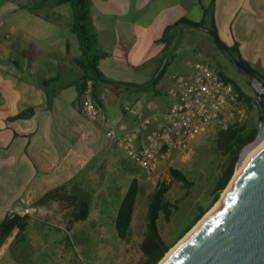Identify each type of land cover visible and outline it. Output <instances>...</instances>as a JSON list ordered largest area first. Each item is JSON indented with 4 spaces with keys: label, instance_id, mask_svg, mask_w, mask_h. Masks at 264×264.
Wrapping results in <instances>:
<instances>
[{
    "label": "crops",
    "instance_id": "0c3cea01",
    "mask_svg": "<svg viewBox=\"0 0 264 264\" xmlns=\"http://www.w3.org/2000/svg\"><path fill=\"white\" fill-rule=\"evenodd\" d=\"M88 11L98 48L106 54L98 67L108 80L153 81L165 53L163 33L182 19L213 25L228 46L239 43L248 63L258 58L264 72V0H88ZM74 25L68 3L0 0V222L14 210L43 209L35 206L38 200L55 188L83 183L87 169L117 162L135 166L76 108L83 55ZM188 29L182 38L196 37ZM167 55L165 73L154 87L133 92L118 85L95 88L94 102L114 131L135 126L134 111L122 110L134 101L141 102L151 129L157 128L172 102V78L187 76L194 62L206 61L196 47ZM162 95L167 98L159 100ZM142 140L140 135L136 147Z\"/></svg>",
    "mask_w": 264,
    "mask_h": 264
},
{
    "label": "rangeland",
    "instance_id": "374dc122",
    "mask_svg": "<svg viewBox=\"0 0 264 264\" xmlns=\"http://www.w3.org/2000/svg\"><path fill=\"white\" fill-rule=\"evenodd\" d=\"M188 31L196 37H183L180 47H196L203 60L225 73L250 94L245 76L220 55L212 38L195 28ZM249 63L264 76V72L258 69V58H250ZM158 98L164 100L167 96ZM243 110L241 121L245 120L249 127H257L260 111L255 109L246 114ZM215 132V127L210 128L193 141L191 157L185 163L177 159L159 165L158 169L150 173L136 165H121L120 162L114 163L113 167L87 169L84 172L87 179L83 177L81 187L87 194V219L74 224L68 231L64 224L71 219L69 214L64 215L54 205L34 212L27 221L24 234L14 236L0 248V264H138L141 259L138 245L145 233L147 200L158 183L169 184L166 198L171 202L178 201L180 208L172 224L166 228L172 236L183 227L197 205L207 204L220 165L224 162V158L218 157L214 151ZM169 169L184 174L192 182V188L185 192L180 184L174 183L169 177ZM133 177L138 181L140 193L129 234L126 240H121L116 235L113 222L118 204ZM222 194L216 204L220 203Z\"/></svg>",
    "mask_w": 264,
    "mask_h": 264
},
{
    "label": "trees",
    "instance_id": "16d2710c",
    "mask_svg": "<svg viewBox=\"0 0 264 264\" xmlns=\"http://www.w3.org/2000/svg\"><path fill=\"white\" fill-rule=\"evenodd\" d=\"M58 2L68 3L73 8L75 22L74 33L79 40L80 49L83 55V64L81 68L82 75L79 80L80 97L82 95L86 80L92 81V94L94 96L95 88L97 86H103L104 84L110 86L118 85L122 87L124 92L144 91L149 87H154L164 75L169 59L163 70L160 71L157 78L153 81L147 82L146 84H125L108 80L101 73L98 67L99 60L106 57V54H104L98 48L96 34L90 25L88 0H58ZM187 25L205 27L203 23H193L185 19H182L176 24L169 26L164 31L160 40V42L165 45V53L158 62L155 73L159 71V68L166 55L169 54V58H171L174 52L180 47L182 40L181 31ZM209 28L216 33L219 44L226 48L236 60L244 63L247 68H250L252 72L264 82V77L255 69H253L250 64L241 56L238 42H234L232 46H228L218 37L217 31L213 25ZM220 55L222 54L220 53ZM213 69L222 79L232 84L238 97V102L240 106L245 109L246 114H250L255 109L259 110L254 93L250 87L249 94L243 91L239 85L225 73L219 69ZM246 81L247 85L249 86V81L247 78ZM26 115L27 112L25 111L21 113L19 117L23 118ZM257 134L258 127H249L245 120L241 122L232 121L228 123L224 129L216 128L214 151L218 157L224 158V162L220 165L219 172L214 180L213 188L209 194V200L205 206L197 205L194 208L190 218L184 223L180 230L173 234V236L171 231L167 230L166 228L172 224L173 219H175V215L177 212H179L180 208L178 201L171 202L166 198V194L169 191V184L160 182L156 185L154 190L148 196L147 200L145 233L138 245V249L141 253V259L138 264H159L165 255L174 247V245L179 240H181L217 203L222 192L226 189L232 179L240 150L246 145L252 143L255 140ZM168 173L170 179L174 183L180 184L181 188L185 192L192 188V182L189 181L187 177H185L181 172L175 169H169ZM81 187L82 183H76L74 185H65L55 188L49 193L45 194L43 198L38 200L35 203V206L47 208L51 205H54L59 212H62L64 215L69 214L71 219L65 221L64 225L68 228V231H70L74 224L85 221L88 216V200L86 198L87 194L82 190ZM139 193L140 187L138 181L135 177H133L131 178L127 189L118 204L113 222L116 235L121 240H126L129 234L135 204ZM28 219L29 216H10V214H8V216H6L0 222V248L6 243L7 240L18 234L20 236L24 234Z\"/></svg>",
    "mask_w": 264,
    "mask_h": 264
},
{
    "label": "built area",
    "instance_id": "2783aa9c",
    "mask_svg": "<svg viewBox=\"0 0 264 264\" xmlns=\"http://www.w3.org/2000/svg\"><path fill=\"white\" fill-rule=\"evenodd\" d=\"M169 92L172 102L162 115L159 126L151 129L152 121L144 116L140 101L122 106L124 112L134 111L136 124L129 130L114 131L113 123L96 105L92 81L86 80L76 108L90 124L96 125L109 144L141 170L150 173L176 156L189 161L192 142L210 128H226L232 121L241 122L244 114L232 84L222 79L206 61H196L187 76L172 78ZM143 135L142 142L136 141ZM35 210L26 207L11 211L10 216H29Z\"/></svg>",
    "mask_w": 264,
    "mask_h": 264
},
{
    "label": "water",
    "instance_id": "95a60500",
    "mask_svg": "<svg viewBox=\"0 0 264 264\" xmlns=\"http://www.w3.org/2000/svg\"><path fill=\"white\" fill-rule=\"evenodd\" d=\"M188 28L212 38L216 49L248 79L257 101L258 134L240 150L235 167L238 171L246 156L264 140V82L219 44L212 29L187 25L181 32ZM167 60L168 55L153 80ZM162 264H264V146L241 171L219 207Z\"/></svg>",
    "mask_w": 264,
    "mask_h": 264
},
{
    "label": "bare ground",
    "instance_id": "6f19581e",
    "mask_svg": "<svg viewBox=\"0 0 264 264\" xmlns=\"http://www.w3.org/2000/svg\"><path fill=\"white\" fill-rule=\"evenodd\" d=\"M264 146V140L256 147V148H254L247 156H246V158H245V160H244V162H243V165H242V167H241V169L243 170L246 166H247V164L250 162V160L253 158V156L262 148ZM241 169H239L238 171H236L235 172V174H234V176H233V178L231 179V181H230V183L228 184V186L226 187V189H225V191L223 192V194H222V197H221V199H220V203H221V201H222V199H223V197L225 196V194L228 192V191H230V189L232 188V186H233V184H234V182H235V180L240 176V174H241ZM220 203H218V204H216L213 208H212V210L210 211V212H208L205 216H204V218L202 219V220H200L199 222H198V224H196L187 234H186V236H184V238L176 245V246H174L166 255H165V257L161 260V262L159 263V264H162V262H164L169 256H170V254H172V252L175 250V248H177V246L178 245H180L183 241H185L205 220H206V218H208V216L214 211V210H216L218 207H219V205H220Z\"/></svg>",
    "mask_w": 264,
    "mask_h": 264
}]
</instances>
